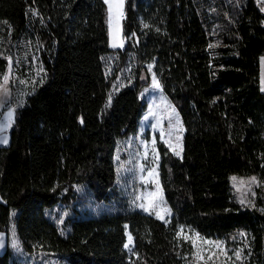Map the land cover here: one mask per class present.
I'll list each match as a JSON object with an SVG mask.
<instances>
[{
  "label": "trees",
  "instance_id": "16d2710c",
  "mask_svg": "<svg viewBox=\"0 0 264 264\" xmlns=\"http://www.w3.org/2000/svg\"><path fill=\"white\" fill-rule=\"evenodd\" d=\"M262 1L243 0L212 46L206 1L124 0L127 43L112 50L103 0H0V77L12 53L18 76L33 77V61L40 75L15 110L0 167V209L14 214L26 254L56 264H196L192 246L176 238L184 230L232 251L246 237V264H264V200L247 208L230 192L231 176L264 184ZM149 64L183 129L180 157L158 146L168 223L133 210L78 218L73 208L61 233L45 212L74 205L77 188L97 203L116 196L112 160L136 134ZM120 74L127 83L114 92Z\"/></svg>",
  "mask_w": 264,
  "mask_h": 264
},
{
  "label": "rangeland",
  "instance_id": "374dc122",
  "mask_svg": "<svg viewBox=\"0 0 264 264\" xmlns=\"http://www.w3.org/2000/svg\"><path fill=\"white\" fill-rule=\"evenodd\" d=\"M205 1L206 3H204V7L202 6V11L206 12L213 21L210 36L212 46H217L220 44V34L225 26V21L232 20L231 14H234L235 11L241 8L243 0ZM103 2L105 3V0ZM105 5L109 48L118 50L122 47L124 40L122 37L123 16L118 22L114 18L110 29L109 6L107 3ZM260 8L264 13V0ZM113 44L117 46L113 47ZM14 55L12 53L11 56H6L8 68L5 74L0 77V85L4 84V76L7 75L8 77L6 85L7 95H3V90L0 89V104L3 105L0 107V119L4 122V113L6 112H3V108L5 104H16L13 110V121L16 114L15 110L24 103L33 90L35 79L40 77L36 61H33L35 69H37L35 74L32 69L33 77L23 79L18 76V71H15L18 68L13 66L17 64L12 58ZM149 65L152 66L151 69H149ZM149 65L146 66L147 73H143L140 76V82L143 87L139 97L143 104V112L138 121L136 134L120 141L115 148L112 161L115 168L116 180L114 184L115 189L112 193L115 192L116 196L111 195L108 203H97L89 194L77 188L76 196L79 199L75 201L74 205L67 208L62 205H55L51 210L45 212V217L61 233L67 232L64 224L74 216L73 208L77 211L78 218L94 217L106 212L133 210L152 216L162 223H168L171 211L164 200L159 183L158 166L160 158L158 146L162 145L173 156L180 157L182 154L183 129L177 110L160 87L159 80L153 71V64ZM9 66H11L10 70ZM128 70V68L124 70L127 82L130 76ZM109 72L111 74V69H109ZM120 76L121 74L117 76L113 83L112 90L114 92L127 83L122 81L123 77ZM153 78L159 83V87H154ZM261 78L264 89V60L261 68ZM10 125L3 131H0V140L7 139V143L0 142V167L1 155L4 147L9 143L8 129ZM169 145L172 147L170 148ZM175 152H179L180 154L176 155ZM233 177L236 178L235 181H233ZM253 177L255 178V182L252 180ZM230 192L235 202L247 208H254L258 200H264V184L255 176H231ZM3 203L4 194L3 190L0 189V207ZM150 203H154L155 206L149 207ZM141 205L149 207V211H144ZM258 208L264 213V209ZM158 213L163 218H158ZM13 215L11 214L7 218L0 209V264H56V260L51 257L40 254L28 255L21 249L11 222ZM129 236V233H126L125 245H128V247H125V249L127 252L132 249V238L131 242H129ZM176 238L180 241L188 242L192 246L196 264H246L249 260L250 246L246 237L235 251H232L223 239H205L191 231L179 230L176 233ZM193 241H195V247H193ZM205 241L211 243H205ZM217 242H219V247L217 246ZM197 253L202 255L201 259H197ZM237 253H239V256H237Z\"/></svg>",
  "mask_w": 264,
  "mask_h": 264
},
{
  "label": "snow or ice",
  "instance_id": "6c2138e0",
  "mask_svg": "<svg viewBox=\"0 0 264 264\" xmlns=\"http://www.w3.org/2000/svg\"><path fill=\"white\" fill-rule=\"evenodd\" d=\"M105 3L108 4L109 6V27L111 29L112 27V22H113V19L115 18L117 20V22L119 21V19L123 16V3H124V0H105ZM113 47H116L117 45L116 44H113L112 45ZM149 69H151V65L148 66ZM11 69V66H9V70ZM8 83V77L7 75L4 76V84L3 85H0V89L3 90V95H7V85ZM153 85L154 87H159V83L155 80V78H153ZM264 90V89H262ZM3 105L0 104V107H2ZM13 110H8L6 113H4V117H5V122L4 123H0V131H3L6 127H8L12 121V118H13ZM0 142L2 143H7V139L4 138L3 140H0ZM169 147L171 148L172 146L169 145ZM176 155H179L180 153L179 152H175ZM233 181L236 180L235 177L232 178ZM253 182H255V178L253 177L252 178ZM241 183H243L241 181ZM152 206H155L154 203H150L149 207H152ZM141 207L144 209V211H149V207H144V205H141ZM158 218H163L159 215V213L157 214ZM241 235H243V233H241ZM129 242H131V236H129ZM205 243H211V242H207L205 241ZM196 244H195V241H193V247H195ZM217 246L219 247V242H217ZM125 247H128V245H125ZM197 259H201L202 258V255L200 253H197ZM237 256H239V253H237Z\"/></svg>",
  "mask_w": 264,
  "mask_h": 264
},
{
  "label": "built area",
  "instance_id": "2783aa9c",
  "mask_svg": "<svg viewBox=\"0 0 264 264\" xmlns=\"http://www.w3.org/2000/svg\"><path fill=\"white\" fill-rule=\"evenodd\" d=\"M15 107H16V104L7 103V104H5V106L3 108V112H7L8 110H14ZM0 123H4V121L2 119H0ZM128 254H131V251H129Z\"/></svg>",
  "mask_w": 264,
  "mask_h": 264
},
{
  "label": "crops",
  "instance_id": "0c3cea01",
  "mask_svg": "<svg viewBox=\"0 0 264 264\" xmlns=\"http://www.w3.org/2000/svg\"><path fill=\"white\" fill-rule=\"evenodd\" d=\"M263 60H264V57H261L260 58V90L262 92V94H264V90L263 89V82H262V78H261V68H262V64H263Z\"/></svg>",
  "mask_w": 264,
  "mask_h": 264
},
{
  "label": "water",
  "instance_id": "95a60500",
  "mask_svg": "<svg viewBox=\"0 0 264 264\" xmlns=\"http://www.w3.org/2000/svg\"><path fill=\"white\" fill-rule=\"evenodd\" d=\"M126 43H127V40H126V39H124V40H123V44H122V47H121V49H124V47L126 46Z\"/></svg>",
  "mask_w": 264,
  "mask_h": 264
}]
</instances>
